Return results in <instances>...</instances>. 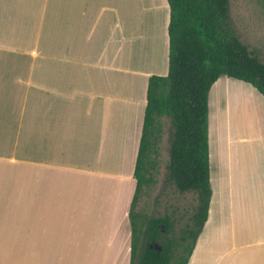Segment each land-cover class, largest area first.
I'll list each match as a JSON object with an SVG mask.
<instances>
[{
    "label": "crops",
    "instance_id": "0c3cea01",
    "mask_svg": "<svg viewBox=\"0 0 264 264\" xmlns=\"http://www.w3.org/2000/svg\"><path fill=\"white\" fill-rule=\"evenodd\" d=\"M169 19L167 0H0V264H131L134 172L149 78L169 70ZM225 76L209 93L213 193L188 264H264V95ZM247 102L236 178L232 164L221 181L218 121Z\"/></svg>",
    "mask_w": 264,
    "mask_h": 264
},
{
    "label": "trees",
    "instance_id": "16d2710c",
    "mask_svg": "<svg viewBox=\"0 0 264 264\" xmlns=\"http://www.w3.org/2000/svg\"><path fill=\"white\" fill-rule=\"evenodd\" d=\"M170 8L169 70L149 78L147 104L131 202V264H188L207 221L212 198L209 93L221 75L252 84L264 95V61L250 50L230 19V0H167ZM170 123L166 182L181 193H197L192 223L175 233L169 215L134 211L153 167L152 150Z\"/></svg>",
    "mask_w": 264,
    "mask_h": 264
},
{
    "label": "rangeland",
    "instance_id": "374dc122",
    "mask_svg": "<svg viewBox=\"0 0 264 264\" xmlns=\"http://www.w3.org/2000/svg\"><path fill=\"white\" fill-rule=\"evenodd\" d=\"M230 19L241 40L264 61V0H230ZM231 80L237 79L233 78ZM240 82L252 86L243 81ZM241 103L244 106V102ZM239 109L236 108V112L233 111L231 120L229 118L227 120L226 118H219L218 121L220 129L217 127L219 138L216 140L220 142V152L223 153L219 164L221 165L219 174L221 181L227 178V169L232 164H234V177L236 178L238 134L240 131L247 133V129L244 128L243 130L242 128L244 118L246 120L255 118L253 109L249 107L248 102L240 118ZM241 118L242 122L240 123ZM162 121L164 126L161 136L156 140L152 150L154 166L150 167L147 172V176L151 179L146 182L141 190L134 211H138L143 217L147 218L169 215L176 225L175 233L180 235L182 230L192 223L191 216L197 205V193L194 191L181 193L174 185L166 182L167 163L170 159L168 148L171 127L166 117ZM227 153L229 160L225 158ZM229 177L232 176L229 175ZM118 254V264H122V257H120V253Z\"/></svg>",
    "mask_w": 264,
    "mask_h": 264
}]
</instances>
